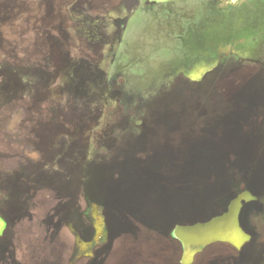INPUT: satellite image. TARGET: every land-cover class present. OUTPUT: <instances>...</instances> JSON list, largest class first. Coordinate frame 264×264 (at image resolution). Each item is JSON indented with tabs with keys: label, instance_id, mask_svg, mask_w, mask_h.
Wrapping results in <instances>:
<instances>
[{
	"label": "rangeland",
	"instance_id": "rangeland-1",
	"mask_svg": "<svg viewBox=\"0 0 264 264\" xmlns=\"http://www.w3.org/2000/svg\"><path fill=\"white\" fill-rule=\"evenodd\" d=\"M260 172L264 0H0V264H93L95 202L164 235Z\"/></svg>",
	"mask_w": 264,
	"mask_h": 264
},
{
	"label": "flooded vegetation",
	"instance_id": "flooded-vegetation-1",
	"mask_svg": "<svg viewBox=\"0 0 264 264\" xmlns=\"http://www.w3.org/2000/svg\"><path fill=\"white\" fill-rule=\"evenodd\" d=\"M201 66L203 68L205 64ZM132 161L143 164L141 159ZM255 176L243 190L219 198V207L210 215L203 210L198 212L199 217L191 216L183 222L172 221L164 235L161 225L141 219L139 223L129 220L127 214L135 220L136 217L140 218V214L137 216V212L128 210L125 213L118 210L116 221L123 217L128 220L126 224L118 222L126 231L120 230L115 227L117 223H109L107 206L95 202L99 217L95 219V225L91 226L90 242L81 243L79 251L85 253L83 250L86 245H90V253L82 256L89 257L93 264H264V172ZM240 197L238 227L249 235V239L244 242H229L220 238L204 237L210 233V229L222 227L223 224L218 223L219 220L228 214L233 203ZM115 209L117 211V206ZM141 231L145 234L139 236ZM130 232L133 235H130ZM129 236L133 237V242L126 246L135 249L138 244L137 253L124 248L125 240L129 242ZM115 239L120 241L118 244L121 247L113 249V245L112 253H109L111 243ZM121 239L124 245H121ZM116 250L118 252H115Z\"/></svg>",
	"mask_w": 264,
	"mask_h": 264
},
{
	"label": "water",
	"instance_id": "water-1",
	"mask_svg": "<svg viewBox=\"0 0 264 264\" xmlns=\"http://www.w3.org/2000/svg\"><path fill=\"white\" fill-rule=\"evenodd\" d=\"M240 199L241 197L233 203L232 209L228 212V214L219 220L218 223L222 222V227L220 229H210V233L206 234L204 237L220 238L229 242H234L235 240L244 242L249 239V235L238 227V212L241 206Z\"/></svg>",
	"mask_w": 264,
	"mask_h": 264
}]
</instances>
